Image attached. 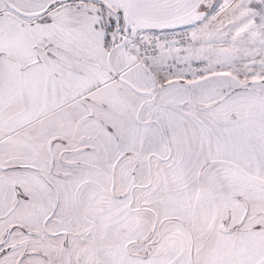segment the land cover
I'll return each instance as SVG.
<instances>
[{
  "label": "snow or ice",
  "instance_id": "obj_1",
  "mask_svg": "<svg viewBox=\"0 0 264 264\" xmlns=\"http://www.w3.org/2000/svg\"><path fill=\"white\" fill-rule=\"evenodd\" d=\"M0 264H264V0H0Z\"/></svg>",
  "mask_w": 264,
  "mask_h": 264
}]
</instances>
